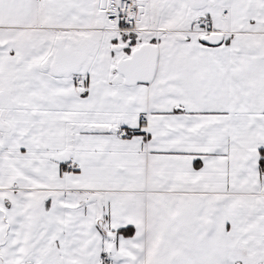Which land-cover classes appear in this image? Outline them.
<instances>
[{"label":"snow or ice","instance_id":"obj_1","mask_svg":"<svg viewBox=\"0 0 264 264\" xmlns=\"http://www.w3.org/2000/svg\"><path fill=\"white\" fill-rule=\"evenodd\" d=\"M0 264H264V0H0Z\"/></svg>","mask_w":264,"mask_h":264}]
</instances>
